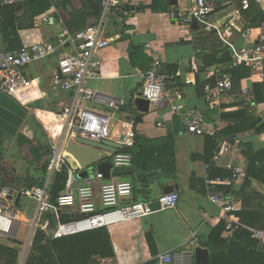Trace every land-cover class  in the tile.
Wrapping results in <instances>:
<instances>
[{
	"label": "crops",
	"instance_id": "obj_1",
	"mask_svg": "<svg viewBox=\"0 0 264 264\" xmlns=\"http://www.w3.org/2000/svg\"><path fill=\"white\" fill-rule=\"evenodd\" d=\"M52 1V7L47 11L50 15L48 25L39 24L40 16L35 20L34 28L19 31L23 45L59 42L67 34H75L97 23L100 19V13H96L87 0ZM176 1L175 5L172 3L174 11L171 13L189 9V0ZM211 1L217 6L215 29L212 33L204 32L201 27L185 28L171 17V13H154L151 10L135 11L133 14L125 13V20L117 17L118 14L108 19L105 35L111 40V46L100 54L103 64L100 78L88 81L87 87L98 93L108 104L123 103L127 107L134 99L139 98L143 84L141 73L144 70L140 63L136 62L134 65L129 59V49L133 45L144 50L143 54L147 58L148 66L151 63V55L158 57L162 63L161 74L166 78L167 84L166 98L158 107L151 105L148 113H140L133 107L135 114L130 115V122L133 124L137 116L143 119L135 126L138 139L159 141V156L155 154L147 160V172H138L135 168L132 175L112 176L110 180H104V182L132 183L134 194L123 201L124 204H135L137 200L142 201L148 195H150L149 202L156 201L164 194L166 187H174L180 198L176 208L159 210L145 219L109 227L115 258L98 260L96 264H162L161 256L168 253L172 254V261L167 264H196L195 249L201 246L199 243L195 247L191 245L192 237H196L199 241L207 239L212 230L224 219L222 209L207 198V192L204 189L205 178L216 176L228 181L230 172L224 168L227 161L234 159L249 164L246 157L247 149H252L255 153L264 151V134L256 135L254 132H247L235 139L241 147L240 154L232 153L224 156L219 162H213L216 152L223 146L233 144L231 138L218 142L217 149L212 153L210 149L214 147V144L207 143L208 137L185 135V119L190 111H197L204 118L208 130L212 129L218 133L220 129L228 127L230 123L221 120L222 109L220 108L225 107V112L235 110L233 105L244 99L240 94L241 90L246 89L252 92L255 84L264 82V71L256 69L251 70V76L242 80L237 88L232 82L233 91L223 95L217 104H210L207 100V92L205 97L198 95L195 84L200 72L205 71L206 74L220 69L231 76L228 66L208 68L201 57L222 53L225 48L230 50L233 57L237 51L258 43L264 23V0H247L250 3L248 10H243V1L246 0ZM152 2L153 0H131L130 8L148 7ZM230 20H233L235 28L230 26ZM247 25L251 28L245 29ZM147 44H151L152 51L145 48ZM0 50L6 51L1 35ZM72 52V47L66 46L49 58L29 65L24 69L22 81L12 89L10 96L20 104L27 113V117L12 140H2L6 154L1 165L0 178L6 182L13 181V184H19L17 183L19 176L9 181L10 175L5 169L6 162L9 158L13 161L19 158L20 161L25 162L24 157L18 156L19 152H24V147L30 144L37 145L36 135H40L38 132L40 126L37 128L34 123L38 125L45 122L48 125L46 136L42 137L41 141L44 142L46 137L47 140H51L58 136L60 144L75 108L89 109L110 117L111 133L108 141L122 145L123 122L127 121L129 116L126 110L114 113L108 105L78 101L74 91L62 92L53 89L52 77L58 67L59 59ZM213 96L210 95V97ZM174 107L178 110H174ZM255 113L264 121V104L257 106ZM30 131H34V135L30 136ZM19 136H23L25 141L20 140ZM76 141L77 139L67 142L65 152L70 146L76 145ZM207 146H209V153L213 154L210 164L205 161ZM102 155L109 158L108 153L102 154L97 150L76 145L75 157L72 159L80 170L79 174L88 173L84 174L82 179L98 172V165L101 162H97V159ZM157 159L158 164L155 163ZM28 161L30 166L31 159ZM262 166L264 167V164L258 169L260 170ZM246 178L227 182L223 186L227 188L228 196L235 200V207L230 215L233 219H240L238 212L243 210L239 195L244 191ZM49 179L48 175L44 185H47ZM55 180H57L56 186L53 188L50 185L49 189L52 191L53 188V191L60 194L64 191L65 174H61L57 179L53 176L52 182L54 183ZM249 183L254 195L246 197L248 211L262 212L264 181L253 179L249 180ZM101 184L103 182H98L95 186L98 200ZM19 212L22 222L28 221L27 214ZM262 226L257 227L262 228ZM20 233L21 229L14 231L11 240L21 238ZM224 236L228 237L225 234ZM262 247L264 248V245ZM55 255L58 256V254Z\"/></svg>",
	"mask_w": 264,
	"mask_h": 264
},
{
	"label": "built area",
	"instance_id": "obj_2",
	"mask_svg": "<svg viewBox=\"0 0 264 264\" xmlns=\"http://www.w3.org/2000/svg\"><path fill=\"white\" fill-rule=\"evenodd\" d=\"M29 0H0V6H12L25 3ZM100 7V19L97 23L76 32L67 34L59 42L26 43L16 53H8L0 50V91L11 95L12 89L22 81L23 72L29 65L42 61L56 54L66 46L72 47L73 52L61 57L58 67L52 77V87L57 91H74L78 101L85 103H100L108 105L114 113L121 112L123 103L110 102L102 99L98 93L89 89L87 83L90 80L100 78L103 64L100 54L111 46V40L105 35V27L112 16L130 7L131 0H97ZM190 7L187 11L171 13V17L181 26L191 29L196 21L198 27L204 32L212 33L215 29V13L217 6L211 0H189ZM249 1H243V10H248ZM135 11L129 12L133 14ZM40 25H48L49 12L39 18ZM152 51L151 44L145 47ZM245 66L250 70L261 69L264 71V23L258 43L237 51L229 70ZM162 63L157 56L151 55V66L141 73L143 81L139 97L148 100L152 106L160 105L166 98V78L161 74ZM206 81L216 79L217 90L214 91L210 84L206 85L207 100L210 104H217L221 97L233 91L231 76L216 69L205 74ZM252 92L243 89L240 91L242 98L251 100ZM214 95L210 97V95ZM217 99V102L215 100ZM174 110L178 108L174 107ZM111 118L89 109L79 110L75 108L67 124L65 135L54 150L48 167L50 177L47 185L31 188L21 187L16 189L11 186L0 187V241L13 239L16 226L21 224V213L17 210L16 201L22 197H29L36 202L37 212L33 219V239L38 231L45 233L49 240L61 239L78 233L96 229L109 228L114 225L128 224L145 219L152 215L149 205L151 202L138 204H124L123 201L133 195V185L128 181L104 182L103 174L85 179L79 177V172L72 167L66 159L65 144L71 140L82 138L90 142L101 143L110 136ZM161 126V125H159ZM217 131L207 129L204 118L197 111H190L185 119V135L196 137H214ZM136 130L133 123L123 122V148H131L135 144ZM240 145L235 141L231 145L223 146L216 152L213 162L232 153H241ZM109 154V161L114 168L131 167L132 156L128 153L117 152ZM209 166L207 165V168ZM224 168L230 172L228 181L222 178H205L207 198L218 205L224 214L225 235L231 236L237 229L244 228L240 219H233L232 212L235 207L234 198L229 197L221 189L227 182L244 180L248 173V164L236 160L227 161ZM66 170L67 179L65 188L55 200L51 198L49 188L53 176ZM103 182L99 188L100 198L97 199L96 183ZM13 197V201L8 200ZM179 193L163 194L157 201L161 210L176 208L179 202ZM64 216H77L71 222H63ZM53 224H56L54 227ZM252 239L260 245H264V230L247 229ZM199 243L196 237H192L191 245ZM28 256H22L18 264H25ZM162 264L172 261V254L168 253L160 258Z\"/></svg>",
	"mask_w": 264,
	"mask_h": 264
},
{
	"label": "trees",
	"instance_id": "obj_3",
	"mask_svg": "<svg viewBox=\"0 0 264 264\" xmlns=\"http://www.w3.org/2000/svg\"><path fill=\"white\" fill-rule=\"evenodd\" d=\"M52 3V0H29L17 5L0 6V35L3 37L6 52L16 53L22 49L23 44L19 31L22 29L34 28L35 20L49 11L52 7ZM133 10L136 12L151 10L154 13H171L174 11V7L172 5V0H153L152 4L148 7L140 6L136 9L126 7L123 11L117 13V17L125 20V13L128 14ZM229 24L235 28L233 20H230ZM246 28L249 29L251 26L247 25L245 29ZM143 51L142 48L134 47L133 45L129 49V59L134 65L136 62L140 63L145 71L150 68L151 63L150 66L147 65V58L143 54ZM201 60L208 68L228 66L232 62V56L230 50L225 48L222 53L218 52L212 56H204L201 57ZM229 72L232 76V82L235 84L234 87L236 88L242 80L251 76V70L245 66L234 68ZM204 76L205 71H202L196 77L195 85L200 97H205V88L208 84L211 85L214 91L217 90L216 79H212L208 82L205 80ZM262 104H264V82L254 85L250 101L242 99L240 102L233 105L235 110L225 112V107H221V120L230 124L225 129H220L214 137L207 138V143L214 144V147L210 149L211 152L214 153L217 149L218 142L224 139L231 138L234 143L239 135L247 132H254L256 135L264 134V121L255 113V108ZM133 107L131 102L125 109V112L129 114V116L135 114ZM142 120V117L137 116L134 120V126H137ZM36 127L39 126L36 125ZM18 138L25 141L23 136H19ZM43 138L45 137L43 136ZM59 139L60 137L56 136L53 141H49L46 137L44 142L37 145L30 144L32 145L30 149V166L36 169L35 171L37 173L34 175V180L24 184V187L28 185L31 187L44 186L45 180L48 177L50 160L54 154V150L59 145ZM208 148L209 146H207L206 149L205 161L207 164H210L213 154L209 153L210 150L208 151ZM159 150V141L138 139L136 134L134 146L131 148H123L120 152L128 153L132 156V166L136 168L138 172H147V160L152 158L155 154L159 156ZM5 154L6 149L3 141L0 139V169ZM246 157L249 162L246 184L244 186V191L239 195L241 197L243 210L238 212V216L244 228H239L231 236L225 237V223L223 221L212 230L207 239L199 241V246L210 251V264H264L263 245H260L256 240L252 239L250 232L247 230L249 228L264 230V210L262 212H251V210L248 211V206L246 204V197L254 195L250 190L249 180L256 179L264 181V167L262 166L260 170L258 169L260 165L264 164V151L255 153L252 149H247ZM155 163L158 164V159ZM61 174H65L66 183L67 173L65 169L55 174L54 178L57 179ZM209 177L216 178V176ZM56 184L57 180H55L54 183L52 182L51 186L54 188ZM11 185L10 182H6L4 179L0 178V187ZM53 188L52 191L49 189V193L51 198L55 200L59 193L53 191ZM204 189L206 190V188ZM221 189L226 195H229L226 187H222ZM20 201L21 198L17 200V207H19ZM149 201L150 195L145 196L142 201L137 200L135 204ZM77 218V216H64L62 221L71 222L73 219ZM258 225L263 226L259 228L257 227ZM12 244H14V246L0 243V264H18L20 262L22 258L20 249L21 243L14 241ZM55 254H58V256ZM113 258H115V251L110 232L107 228L78 233L56 240H49L45 233L38 231L25 264H96L98 260H110Z\"/></svg>",
	"mask_w": 264,
	"mask_h": 264
},
{
	"label": "water",
	"instance_id": "obj_4",
	"mask_svg": "<svg viewBox=\"0 0 264 264\" xmlns=\"http://www.w3.org/2000/svg\"><path fill=\"white\" fill-rule=\"evenodd\" d=\"M87 2L96 13H100V7L96 0H87ZM172 3L175 5L177 1L174 0ZM192 27L196 29L198 27V23L195 21ZM132 104L134 108H136L140 113H148L150 111L151 103L148 100L139 97L134 99ZM156 107H158V105H156ZM125 109L126 106H123L122 111H124ZM26 117L27 113L16 100L0 91V139L12 140L17 135L20 128L23 126ZM126 120L130 122L131 117L128 116ZM76 145L83 148L97 150L102 154H115L123 149L122 145L112 143L108 140H103L101 143H96L78 138L76 141ZM76 145H72L66 149V159L69 164L78 172L79 169L72 159L73 157H75ZM97 162H101L98 165V172L103 174L105 180H110L112 176L122 177L132 175L135 172V168L133 166L114 168L105 155H102L100 158H98ZM84 174L88 173L85 172L83 174H79V177L82 178ZM28 188H31V186L28 185ZM163 192L164 194H171L175 192V188L166 187ZM8 200L13 201V197H9ZM149 208L151 212H157L161 210L160 203L157 200L151 201ZM195 260L196 264H210L211 254L209 250L202 247H197L195 249Z\"/></svg>",
	"mask_w": 264,
	"mask_h": 264
},
{
	"label": "rangeland",
	"instance_id": "obj_5",
	"mask_svg": "<svg viewBox=\"0 0 264 264\" xmlns=\"http://www.w3.org/2000/svg\"><path fill=\"white\" fill-rule=\"evenodd\" d=\"M37 125V123H35ZM38 126H41L40 128H38V132H40V135H36V142H38L37 144L43 142L40 139H42V137L46 136V131H47V124L45 122H41L40 124H38ZM36 127V126H35ZM34 130V128H32ZM31 133H29V135H34V131H30ZM55 139L52 138L49 141H53ZM32 145H29L28 147H24V152H19V157H24L25 158V162H22L19 160V158L15 161H13L12 159L9 158V160L6 162V171L8 172V174L10 175V179L9 181H11V179L16 178L17 176H19V181L17 183V185H15V183L13 184L12 182H10L11 184H13L14 187L19 188V186H23L24 184L30 183L32 182V180H34V173L36 172L34 170V168H32L31 166H29L28 164V160L31 159V153L30 150ZM30 153V154H29ZM30 155V156H29ZM15 182V180H14ZM10 185V184H9ZM12 186V185H11ZM18 211H21L22 213L27 214V219L28 221H24L22 222L20 225L18 224L15 228V231L18 229H21V233H20V237L17 240H3L0 241V243L5 244V245H10V246H14V244H12V242L14 241H18L19 243H21V252H22V256H29L30 251H31V247L33 244V219L37 210V205L36 202L33 201L31 198L29 197H22V201L19 207H17ZM54 227L56 224H53Z\"/></svg>",
	"mask_w": 264,
	"mask_h": 264
}]
</instances>
